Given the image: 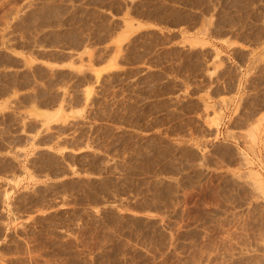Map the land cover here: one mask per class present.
<instances>
[{"label":"rangeland","instance_id":"374dc122","mask_svg":"<svg viewBox=\"0 0 264 264\" xmlns=\"http://www.w3.org/2000/svg\"><path fill=\"white\" fill-rule=\"evenodd\" d=\"M0 264H264V0H0Z\"/></svg>","mask_w":264,"mask_h":264},{"label":"bare ground","instance_id":"6f19581e","mask_svg":"<svg viewBox=\"0 0 264 264\" xmlns=\"http://www.w3.org/2000/svg\"><path fill=\"white\" fill-rule=\"evenodd\" d=\"M3 1V0H2ZM6 4V3H5ZM17 6V5H16ZM8 17V16H7ZM3 22V21H2ZM9 22V21H8ZM125 27H127L126 25H125ZM129 27V26H128ZM131 29V28H130ZM32 112H34V111H32ZM36 112V111H35ZM34 114V113H33ZM34 115H36V114H34ZM48 119V118H47ZM45 169V168H44ZM80 170V169H79ZM84 174V173H83ZM54 176V175H53ZM135 182V181H134ZM96 186V185H95ZM105 186V185H104ZM125 187V186H124ZM120 189V188H119ZM79 192V191H78ZM101 198V197H100ZM90 200V199H89Z\"/></svg>","mask_w":264,"mask_h":264}]
</instances>
